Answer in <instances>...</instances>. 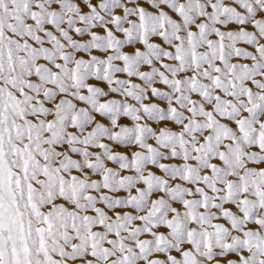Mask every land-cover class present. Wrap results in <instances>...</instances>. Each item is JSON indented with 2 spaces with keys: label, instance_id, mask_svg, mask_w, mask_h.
<instances>
[{
  "label": "snow or ice",
  "instance_id": "snow-or-ice-1",
  "mask_svg": "<svg viewBox=\"0 0 264 264\" xmlns=\"http://www.w3.org/2000/svg\"><path fill=\"white\" fill-rule=\"evenodd\" d=\"M0 264H264V0H0Z\"/></svg>",
  "mask_w": 264,
  "mask_h": 264
}]
</instances>
